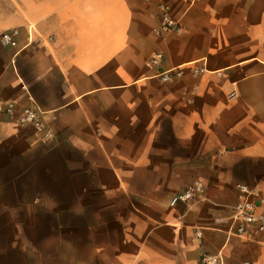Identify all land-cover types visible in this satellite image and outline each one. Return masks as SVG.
I'll return each instance as SVG.
<instances>
[{
    "label": "crops",
    "instance_id": "1",
    "mask_svg": "<svg viewBox=\"0 0 264 264\" xmlns=\"http://www.w3.org/2000/svg\"><path fill=\"white\" fill-rule=\"evenodd\" d=\"M158 1L0 0V142L62 177L65 213L21 264H264V242L229 234L237 185L264 199V0H162L181 25L162 36ZM29 106L52 140L19 124Z\"/></svg>",
    "mask_w": 264,
    "mask_h": 264
},
{
    "label": "rangeland",
    "instance_id": "2",
    "mask_svg": "<svg viewBox=\"0 0 264 264\" xmlns=\"http://www.w3.org/2000/svg\"><path fill=\"white\" fill-rule=\"evenodd\" d=\"M50 133L52 140L55 129L50 127ZM38 164L31 149L0 142V264H21L32 253L44 252L50 244V216L65 214L62 207H50V199L63 195L50 193V183L61 184L62 177L42 174Z\"/></svg>",
    "mask_w": 264,
    "mask_h": 264
},
{
    "label": "built area",
    "instance_id": "3",
    "mask_svg": "<svg viewBox=\"0 0 264 264\" xmlns=\"http://www.w3.org/2000/svg\"><path fill=\"white\" fill-rule=\"evenodd\" d=\"M157 25L154 28V33L157 36L165 35L169 32H179L181 25L178 20L171 16L170 7L159 0L157 3ZM4 43L11 41L9 34H4ZM163 58V54L160 52H152L148 58V64L150 66H158ZM183 74L180 68H171L166 71H162L156 74V77L161 81H168L171 78L180 77ZM15 109L12 105H0V113L13 114ZM17 120L21 125H32L37 130H44V139L49 141L51 133L49 128H44L40 119L38 110L33 107H24L18 111ZM240 192L243 194L242 200L235 206L234 213L232 215L231 228L229 234L239 237H258L261 242H264V213L257 211L258 206L264 205V199L256 200L255 193L247 186L238 184ZM202 192V184L199 181H195L190 187H187L178 193H176L170 200V205L177 203H189L194 199L195 194ZM196 237L200 238V231L196 232ZM200 264H224L223 255L221 252L215 254L209 252L200 253Z\"/></svg>",
    "mask_w": 264,
    "mask_h": 264
}]
</instances>
